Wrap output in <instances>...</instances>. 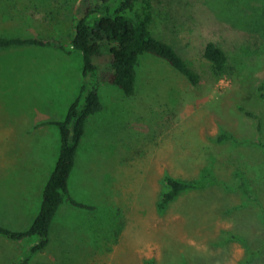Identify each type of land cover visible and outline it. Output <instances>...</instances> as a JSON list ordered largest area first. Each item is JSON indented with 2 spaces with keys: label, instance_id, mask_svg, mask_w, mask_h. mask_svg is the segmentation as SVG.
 <instances>
[{
  "label": "rangeland",
  "instance_id": "rangeland-1",
  "mask_svg": "<svg viewBox=\"0 0 264 264\" xmlns=\"http://www.w3.org/2000/svg\"><path fill=\"white\" fill-rule=\"evenodd\" d=\"M85 2L0 0V34L53 36L72 48ZM152 3L154 34L200 83L151 53L140 57L134 96L100 82L105 107L89 116L69 178L73 196L93 208L65 201L29 264H264V0ZM209 41L228 53L222 77L204 56ZM82 68L77 49H0V224L24 230L39 213L61 149L59 127L44 122L66 117ZM223 132L232 137L219 140ZM166 175L215 181L159 209ZM39 239L0 234V264Z\"/></svg>",
  "mask_w": 264,
  "mask_h": 264
},
{
  "label": "trees",
  "instance_id": "trees-1",
  "mask_svg": "<svg viewBox=\"0 0 264 264\" xmlns=\"http://www.w3.org/2000/svg\"><path fill=\"white\" fill-rule=\"evenodd\" d=\"M154 10L152 0H86L83 14L73 25L70 35L72 48L53 36L0 34V49L22 46H53L68 53L80 50L83 56V81L79 93L61 120L44 123L57 125L61 131V149L56 166L44 187L39 213L31 226L24 230L11 229L0 224V234L13 240L39 237L28 252L12 264H29L33 256L45 249L50 242V231L61 205L68 201L74 205L93 208L77 200L70 189V177L77 162V155L89 116L104 109L99 85L106 82L122 89L126 96L136 94L137 66L141 55L151 53L167 60L178 72L194 85H199L200 74L194 69L172 43L157 37L153 30ZM60 23L61 21L59 19ZM70 28V22L66 21ZM204 56L210 61L216 76L222 77L232 70L227 51L214 41L204 47ZM103 67H100V64ZM259 95L264 97V83L259 86ZM260 129V125H259ZM232 137L228 132L219 135V140ZM258 143L264 146L261 140ZM208 171V170H206ZM210 175V174H209ZM215 178L180 179L166 175L168 189L163 193L158 207L164 209L181 192L200 188L212 183ZM246 180L241 178V188L249 199L253 192ZM147 264H153L148 262Z\"/></svg>",
  "mask_w": 264,
  "mask_h": 264
}]
</instances>
